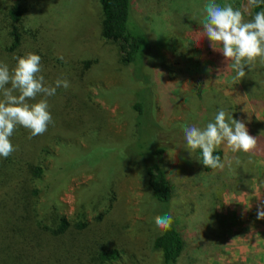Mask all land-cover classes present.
Instances as JSON below:
<instances>
[{"label": "rangeland", "instance_id": "1", "mask_svg": "<svg viewBox=\"0 0 264 264\" xmlns=\"http://www.w3.org/2000/svg\"><path fill=\"white\" fill-rule=\"evenodd\" d=\"M11 1L0 3L8 5ZM18 1L23 11L15 25L26 40L16 48H8L11 41L0 37V62L15 67L17 57L34 52L41 56L45 78H86L95 111L104 116L106 134L113 143L105 165H116L124 156L122 139L134 136L129 109V88L133 84L128 77L129 67L117 62L116 43L99 37L104 19L96 0ZM217 2L241 10L248 7L246 20L254 15L248 0ZM206 3L132 0V16L148 39L143 70L151 77L150 92L144 90L136 98L144 105L151 102L142 118L146 128H141L140 139L145 147L161 141L152 137L148 128L150 116L161 128L170 130V145L162 158L170 185L169 201L153 204L140 168L132 165L121 168L118 175H110L106 183L101 176H94L93 169L76 166H68L57 179L55 197L59 211L67 218L82 206L85 218L93 222L95 212L106 203L102 199L105 192L114 198L104 223L122 225L121 256L133 264H160L149 242L159 230L154 223L156 206H167V214L174 218L183 237L185 247L176 264H264V219L256 218L258 205L264 204V149L260 150L258 144L260 151L256 153L255 149L234 153L226 142L222 143L218 148L223 152L224 168L205 172L184 137V126L204 128L221 108L243 121L255 136L264 129V62H254L251 75L244 79L247 86L239 81L231 62L213 50L204 36L199 21L205 16ZM5 9L0 7L2 22ZM84 59L91 60L86 68L81 66ZM57 60L58 66L52 65ZM68 61L70 71L58 75L65 71L63 64ZM118 94L122 102L114 97ZM153 127L157 125L153 123ZM80 147L83 149L85 142ZM76 162L79 167L88 159L83 155ZM94 200L98 201L91 209Z\"/></svg>", "mask_w": 264, "mask_h": 264}, {"label": "trees", "instance_id": "2", "mask_svg": "<svg viewBox=\"0 0 264 264\" xmlns=\"http://www.w3.org/2000/svg\"><path fill=\"white\" fill-rule=\"evenodd\" d=\"M96 2L104 19L99 37L104 41L115 42L118 64L129 67L128 77L133 84L129 88L132 92L129 109L133 117L134 136L129 140L122 139L124 156L119 157L117 164L105 165L113 144L109 133L106 134L105 118L95 111L85 82L87 79L66 78L70 86L67 89L61 86L54 96L48 97L53 123L49 124L47 131L30 138V130L18 125L10 137L15 150L7 158L0 156V264H133L121 256L124 239L122 225L119 222L114 226L104 223L114 200L107 191L102 198L106 203L95 212L93 222L85 218L82 206L70 218L59 211L55 197L57 179L64 175L68 166L93 169L94 176L99 179L101 176L104 183L110 175H118L125 166L139 167L152 203L164 205L170 199V185L162 162L170 145V130L164 126L161 128L150 116L148 119L152 123L148 128L152 130V137L161 141L145 147L140 139L141 128L144 127L142 118L151 104L144 105L136 100L144 90L150 92L148 84L151 77L143 70L148 59V39L132 16V0ZM0 7H6L3 22L0 20V31H3L0 37L11 41L8 48H16L21 41L26 40V37L17 33L15 25L21 19L22 6L18 0H12L8 5L0 3ZM262 9L264 4L252 7L254 14ZM24 33L27 36V32ZM90 61L82 60V68H86ZM70 64L69 61L64 63L65 71L58 75H66L65 72L70 71ZM52 65L58 66V60ZM9 68L11 70L14 67L9 64ZM245 71L246 76L239 81L247 86L244 79L252 71L247 66ZM56 79L45 78V81L54 86ZM120 96L114 97L122 102ZM41 98L37 96L30 103ZM0 100H3L2 91ZM153 123L157 128L153 127ZM259 134L255 137L262 150L264 129ZM84 142L85 147L82 149L80 146ZM260 150L256 146L254 152ZM83 155L88 162H81L78 167L77 158ZM195 155L203 171L214 170L203 165L200 149L195 150ZM214 155H219L223 161L220 148ZM109 195L112 193L109 192ZM96 201L91 202V209L96 206ZM157 206L155 217L167 214V206L165 209ZM261 237L264 241V230ZM149 242L151 250L158 253L160 264H176L185 247L181 232L174 223L169 230L159 229L153 233Z\"/></svg>", "mask_w": 264, "mask_h": 264}, {"label": "clouds", "instance_id": "3", "mask_svg": "<svg viewBox=\"0 0 264 264\" xmlns=\"http://www.w3.org/2000/svg\"><path fill=\"white\" fill-rule=\"evenodd\" d=\"M264 0H248L249 7H260ZM205 16L200 20L204 36L211 41L213 50L222 53L225 61L231 62L241 80L246 76L245 67L251 70L257 58L264 62V9L257 11L250 20L245 19L248 7L243 10L232 4H220L217 0H207L204 5ZM219 44L220 47H215ZM63 59V57H59ZM17 63L10 70L7 63L0 62V156L7 158L15 150L10 137L16 127L30 130V138L47 131L53 117L48 97L56 94L57 88L67 89L69 81L57 78L50 85L41 74V56L28 52L16 58ZM228 66V65H227ZM10 85V87H6ZM35 103L30 101L36 100ZM184 137L190 153L196 149L202 152V163L207 168L223 169L217 148L225 143L232 152L250 153L257 146V139L251 135L246 124L234 119L223 108L217 111L214 121L200 128L195 125L184 126ZM239 162V161H237ZM257 219H264V204L257 207ZM174 222L170 214L157 215L154 223L161 230H169Z\"/></svg>", "mask_w": 264, "mask_h": 264}]
</instances>
